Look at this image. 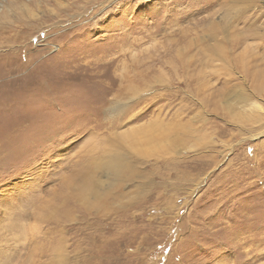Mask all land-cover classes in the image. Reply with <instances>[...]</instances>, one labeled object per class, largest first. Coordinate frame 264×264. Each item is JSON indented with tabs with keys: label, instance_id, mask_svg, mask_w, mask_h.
Here are the masks:
<instances>
[{
	"label": "rangeland",
	"instance_id": "374dc122",
	"mask_svg": "<svg viewBox=\"0 0 264 264\" xmlns=\"http://www.w3.org/2000/svg\"><path fill=\"white\" fill-rule=\"evenodd\" d=\"M261 76L264 0H0V264H264Z\"/></svg>",
	"mask_w": 264,
	"mask_h": 264
},
{
	"label": "bare ground",
	"instance_id": "6f19581e",
	"mask_svg": "<svg viewBox=\"0 0 264 264\" xmlns=\"http://www.w3.org/2000/svg\"><path fill=\"white\" fill-rule=\"evenodd\" d=\"M261 75H262V74H261ZM255 77L257 78V76H255ZM255 77H254V80L256 79ZM258 77H260V76H258ZM260 80H262V81H260V85H261V82H263V80H264V76H261V79H260ZM9 141H10V140H9ZM5 146H6V144H5Z\"/></svg>",
	"mask_w": 264,
	"mask_h": 264
}]
</instances>
